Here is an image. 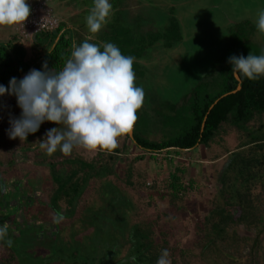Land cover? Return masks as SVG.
Returning <instances> with one entry per match:
<instances>
[{"label": "crops", "instance_id": "obj_1", "mask_svg": "<svg viewBox=\"0 0 264 264\" xmlns=\"http://www.w3.org/2000/svg\"><path fill=\"white\" fill-rule=\"evenodd\" d=\"M132 1L133 0L130 1L131 6L133 5ZM62 2L64 3V5H66V8L65 7L64 8L65 10H67V13L65 12L64 16L61 19L62 21L61 27L56 31L50 33H42L38 35V37L33 38L31 40V39H25L19 37L16 31V26L0 28V45H9L11 49V54L15 58L17 64V67L15 69V76H14L15 78L23 79V77L30 70L36 69L37 63L44 56H46L49 52L52 51V49L58 43V41L60 40L63 34H66V36L69 37L71 40L72 43L70 49L71 52L73 51L74 44L79 45L86 40L90 43H94L98 45H103L104 43H106L107 37H104V32H103L104 28H102L100 32L93 34L88 31L86 24H81L78 28L73 24L70 16L78 13L80 14L79 7H77V5L74 3V0H49L48 4L49 6H53V8L58 13V11H60L59 6L61 5L62 7L61 4ZM182 6H184L185 8L186 4H183ZM114 7L117 8L118 6L115 5ZM125 7H127L129 11L130 3L127 4ZM186 9L189 10L187 6ZM164 10L165 13L158 12V16H154V15L151 16L149 13L150 16L147 15L143 17L147 19L150 22V24H148V22L147 25H140V23H137L136 27H138L137 29L138 37H140V33L149 32L148 30L151 31L154 30L155 28L154 22L163 23V25L165 24L164 29L167 26L170 27L172 23V18L176 17L175 14L180 15L179 9H178V13H173V12L171 13L167 8H165ZM117 11H120V7ZM132 14L133 11H131V16ZM176 18L178 22L179 21L181 22V25L180 22L179 25H180V29L182 28L183 31L185 24L181 21L180 18L178 17ZM140 21L141 20L139 19L138 22ZM169 21H170V25H167L166 23L167 22L169 23ZM122 23H119L118 26L124 27L126 29L130 28L128 27L129 24L127 22H125L127 23V26L124 25V22ZM112 26H113L112 24L110 25L111 28H109L108 26L109 28L108 31L111 30V33L113 34ZM133 28L134 27L132 26L130 29ZM167 30L168 29L166 28V32ZM106 31L107 30H105V32ZM111 33L110 35H112ZM105 35L108 36V34ZM147 38L148 37H146V40ZM146 40L145 43H147ZM182 42H183V37L181 36V39L177 43H180V46L183 47V45H181ZM166 47L168 46H165L163 44L162 46H159L158 44L151 45L148 47V49L143 50L144 51L143 54L146 53L147 50H149V52L156 53L160 49ZM175 47H176L175 44L171 47H168L169 51L171 52L169 58L168 55L165 54V58L168 59L166 62L167 65L171 64L170 61H172L171 60L172 56H175V53L178 54V50ZM142 55L137 56L136 58L134 57L135 60L133 67L136 75L137 86H139L138 81L142 80L141 78L143 76L141 75V72L143 68L146 66L145 69L147 70V66H148L153 69L155 65V62L151 64L146 62L147 60L141 59ZM216 57L212 59V62L209 65L211 69L213 68V63ZM28 64L30 65L29 70L27 71L23 70L22 66ZM206 69L209 68L207 67ZM210 74L208 73L207 75L210 76ZM160 77L161 75H157L158 79ZM195 85L197 84H192L190 88H192V86L195 87ZM144 92L147 94V97L145 96L143 106L139 110L140 114L144 117V120L139 121L141 123L139 127H141V131L143 132L140 133L142 135L144 134L145 137L149 139L161 140L163 139L161 138L163 135L162 134L163 129L161 126L160 127L159 125L157 126V119H156L157 115L155 114L148 115L146 113V110L149 109V107L152 106V104H154L155 101L164 103L166 101V96L161 94L162 90L157 91V89H154V92H152L151 89L144 90ZM186 96L187 95L181 96L180 98H182L183 100L186 99L185 98ZM176 102H177L176 105H178L179 107L182 106L179 100ZM21 111L22 110L18 107L16 101L11 114L5 115L6 118L0 117V130H2L3 133H7V129L10 128L9 120L12 118H19L21 115ZM160 125H163L162 122L160 123ZM134 126L135 127L132 135L129 134L125 137L120 138L119 148H121V150L119 153L118 152L111 153L117 155L116 157L114 156L115 158L114 160H112L110 158L111 154L100 151L89 153L84 151L83 149H74L73 153L70 156H65L60 151H57L51 157L47 156L40 149L39 146L40 141L46 138V133L48 130L52 128H57L59 127V125L54 124L52 122H45L37 133L30 134L28 140L24 142H22L19 138H17L16 140H12L10 138H4V135H0V140L2 139L3 141V142L0 141V163L2 164L4 163L3 161H5L6 168H11L14 165L19 164L18 167L20 168L21 171L19 170L18 171L19 173L14 174L13 181L16 184L23 187L22 188L23 190L29 188V183H30V187L33 188L34 191L38 193L42 192L43 186L35 189L33 184L35 185L39 183L41 178L40 179L34 178L32 180L29 174L30 172L32 176L36 177V175H40L42 178L48 181L47 187L44 186V188L45 190L50 188L52 189V191L53 189H55L54 191L56 190L60 191L58 185L57 186L53 185L56 184L55 183L56 178L53 181L54 178L53 176L56 175V173L57 174L60 173L63 176L65 175L70 176V175H75L76 172H78V179L81 180L82 188H83L81 191L80 199L86 198V200L82 201L79 199V201L76 204V209H77L76 212L78 213L83 212L89 215L95 214L96 217L94 218V224L98 225L99 229L103 230L101 234L102 239L107 237L109 231H113V229L110 226H107V224L104 223L103 221V219L110 218L108 216H104L106 214L122 215L123 222L124 223L126 222L127 225H129L128 230H130V232L133 235L135 231L139 228L137 229L134 228L131 231L133 227L132 225L133 224L139 225L141 223L146 222L147 228L151 231L150 234L153 236L155 243L165 245V249H167L170 253L169 259L170 261H173V259L175 258L179 259V255L183 256L186 253L184 249L178 247V246H182L181 244L182 238L180 239V235L187 236L189 235L188 233L191 231L186 233V229H183L181 231H184L183 232L184 234L183 233H180L178 235L175 234V231L178 226L175 223L171 222L172 219L180 217V214H182L183 212L186 213L187 210L192 212V214L189 213L192 221L191 226L192 225L195 226L192 227V229H194L196 235L198 234L197 232L198 230L203 231L204 229H206L207 224L205 223L204 228L201 227L200 229L196 230L197 226L202 224L203 218L200 217L199 212H197L198 207L196 210H190L193 208V206L194 208H196L195 205L196 203L193 202L192 196L197 195V194H193V195L189 194L191 189H193L192 185L194 183L192 184V181L186 182L188 184L187 189L189 188V190L185 192L186 189H184V191L180 194L178 198H173V196H170L168 192L167 194L164 193V191L160 189V186H158V184L160 185L162 181L165 180V185L168 189V185H169L168 180L171 174L175 173V171H179V169L183 170L185 167H187L186 172L190 174V176H193L190 179H194L197 183L199 182L201 188H203L202 183H204L205 179L208 180V176L211 175L212 171L217 173V170H218V174L221 175V178L219 177L218 182L219 184L222 185V179L225 176L226 168L230 165L231 161H228L230 159L228 158L229 157L228 155H224L223 157L220 158H215L213 153H211L212 149H210L209 147L203 144L202 145L197 144L195 147L191 149H183L180 150L179 152H177L176 149H171V148L164 149L160 153L150 151L149 149L141 147L140 145L137 144L136 136H134V131L136 130L137 123H135ZM140 156L142 157L141 159L139 158ZM12 161H14V163H12ZM44 168H46V170L49 172L47 178L44 177V173L45 175L47 174L46 172L43 171ZM180 174L182 177L184 176V173L180 172L179 175ZM140 178L144 179L143 180L144 183H139V181H141ZM218 192H220V189ZM141 198L146 200L143 201L142 210H140L141 203L139 204ZM182 199H186L187 201L186 204L190 206V209H188V207L185 208L186 205L184 206V209L182 211L178 209V207H180L178 206V203L181 202L180 200ZM59 205L63 210L61 212H65V210L69 208L68 204L64 200L60 201ZM109 208L110 211L108 210L107 212H103L104 209L106 210ZM180 208H182V205ZM157 209L163 211L158 212ZM55 211L57 215V210L55 209ZM168 214H170V220L169 218H167ZM208 216L205 218V220L208 219ZM182 219L185 220V218ZM197 220H199L200 223ZM89 224L91 223L88 222L87 224H85L86 229L88 227L89 228L87 230H84L85 226H83L82 222L78 221L77 213L72 218L64 216V219L60 223H55V226L53 227L54 229L52 228V230H56V231L53 232L51 230L52 233H49L48 235H46L47 234L46 233L45 237H49L50 235L52 239L57 240V238H59L60 236L62 237L63 235L69 236L71 231L75 229L79 230L80 228L83 229L84 232L83 233L79 232V234L76 235L75 239L79 240L80 242L82 241L84 244L85 242L86 243L89 242L91 244L93 243V241L92 240L89 241L90 236L97 227L95 228L93 226L90 227ZM181 224H184L183 225L184 227L191 229V227H188L190 225L188 221L185 220V222L183 221V223L181 222ZM21 230H20V234L23 236V232L25 231L23 230V232H21ZM117 230L118 228L116 227L115 231L117 232ZM122 231L124 230L122 229ZM129 233L126 234V236L127 235L129 236ZM42 236L44 237L43 234ZM175 236L177 237L175 238ZM122 237L123 236L120 234V242L119 243L117 242L116 244H110L109 246L111 247L115 246V252L121 255L122 257L123 256L126 257L127 251L131 249V245L126 239L125 242H122ZM39 238L40 236L35 237L36 240ZM190 238H185V240H187V242L191 240L190 244L196 245V242L193 239L194 237L192 239ZM203 243L204 242L200 241L199 245H201L202 247ZM95 247L99 248L96 245ZM174 249L179 250V252L175 251ZM122 257L118 256L117 259ZM185 260L183 263H186ZM178 261H180V259ZM135 264H137V260L135 261Z\"/></svg>", "mask_w": 264, "mask_h": 264}, {"label": "rangeland", "instance_id": "obj_2", "mask_svg": "<svg viewBox=\"0 0 264 264\" xmlns=\"http://www.w3.org/2000/svg\"><path fill=\"white\" fill-rule=\"evenodd\" d=\"M124 2V0H110V3L112 4V11L111 15L108 19L107 25L104 27V37H107L106 43L110 42L115 44L123 55L129 56L130 54L133 55L135 53H138L140 51V43L138 42V27H136L137 23H140V25H147L150 24V22L143 18V17H131V10L126 8V11H117L120 7V10H122L121 6H119V3ZM131 0L125 2L128 3ZM140 1V0H137ZM137 1L135 2L136 5H138ZM144 1L142 6L144 8L143 11L150 12V15L158 16V11L161 13H165V8H167L171 13H179L175 14L176 17L180 18L181 21L185 24V27L180 30L183 37V42L180 46V43H176V47L178 50V54L175 53V56H172L171 64L167 65V58H165V54L170 55L169 46L164 42L163 45L168 46L166 48L160 49L158 52H149L147 50L146 53H144L141 57V59L147 60L148 63H154L155 65L153 69L151 67L147 66V70L145 69L146 66L143 68L141 75L143 76L141 81H138V85L140 87H144V90L151 89L152 92H154V89H157V91L162 90L161 94L166 96V101L163 104L162 102L155 101V114H157V126H161L162 131V137L163 139H171L176 138L180 133H183L182 131L185 130L189 125L192 123V117L189 115L186 111L188 109H185L184 107H181L180 113L177 112L176 108L179 107L176 105V101L179 100V102L182 104L189 103V98L193 92H195L194 86L190 88L192 84L202 85V87H199L198 92L203 91H209V87L206 85L208 83H211L212 80H218L219 74L218 70L215 69V76H211L212 69L209 67L210 63L212 62V59L215 58L217 55H219V52L221 49H225V45L227 44L229 40V36L233 31V27L236 24H246L247 30L252 31L251 36H253V39L256 40L258 43L261 44L262 47H264V35H261L258 32L257 29V20H258V13L260 10H264V0H142ZM163 2L165 5H158L156 2ZM134 2V1H132ZM74 3L79 7L80 14H74L71 15V21L73 24L78 28L81 24H86V17L89 15L91 8L93 7V0H74ZM124 3V4H125ZM62 7H60V11H58L59 17L62 19L65 12L67 13V10H65L66 5L62 2ZM183 4H186L182 6ZM117 5L118 7L115 8L114 6ZM86 6V8H85ZM181 6V7H180ZM65 7V8H64ZM167 16V15H166ZM130 17V18H129ZM141 20L138 22V20ZM211 20V21H210ZM124 22V25L128 27H134L133 33L132 29H126L122 28V30H116L115 33H111V30L108 31L111 24L117 25L119 22ZM121 22V23H122ZM180 22V21H179ZM168 23V22H167ZM166 23V24H167ZM113 25V28L114 26ZM123 25V23H122ZM153 25V22H152ZM167 25H170V21ZM181 25V22H180ZM87 26V25H86ZM109 26V28H108ZM118 27V25H117ZM136 29V30H135ZM105 30H107L105 32ZM89 31V30H88ZM143 31V30H141ZM110 33L112 35H110ZM121 33V34H120ZM105 34H108L106 36ZM159 35V34H157ZM146 36L149 38H152V36H156L155 33L152 31H149V34L147 32L140 33V37L144 40H146ZM136 40V44L132 45V40ZM160 46V45H159ZM9 52V51H8ZM125 53V54H124ZM260 55V54H257ZM176 58V59H175ZM209 69H206V68ZM154 72V73H152ZM210 74L207 75V74ZM157 75H161V77L158 79ZM216 77V79H215ZM202 80V81H201ZM203 82V83H202ZM188 83V84H187ZM199 83V84H198ZM187 84V85H186ZM195 85V86H197ZM190 88V89H189ZM166 90V92H165ZM197 93V92H196ZM183 99L180 98L181 96H185ZM145 96L147 97V94L145 93ZM189 99V100H188ZM193 99V98H192ZM175 103V104H174ZM184 103V104H183ZM176 105V108L172 109L174 105ZM186 104V105H187ZM175 107V106H174ZM150 108V107H149ZM185 111V112H184ZM4 118H6L4 116ZM8 118V116H7ZM5 120V119H3ZM162 122L163 125H160ZM156 126V125H154ZM186 127V128H185ZM185 128V129H184ZM0 135H4V138H9L7 133H3L2 130H0ZM2 141V139L0 140ZM3 142V141H2ZM212 153V152H211ZM230 158V157H228ZM78 161V160H76ZM0 163V224L1 220H4V222L9 225V227L12 229V232H9L10 235L14 238L13 239V246L20 247L22 256L21 260L24 261L27 264H42L44 262H39L38 260H42L45 257L48 256H54L55 249L53 248V244L56 242L55 239L45 237V234L48 235L49 233H52L51 230L55 226V223L53 222L54 217L56 216V211L52 206V200L51 196L53 192H55L53 189H46L44 186L47 187V182L44 178H42L40 175L32 176L31 172L30 177L33 180L34 178L40 179V182L37 184H33V186L36 188L43 186V190L41 193H38L34 191L33 188L30 187L26 190H23L20 185L16 184L13 180L14 174L19 173L18 171L20 168L18 165H14L11 168H6V163ZM14 163V161H12ZM11 163V164H12ZM21 164V162H20ZM26 165V163H25ZM8 166V164H7ZM40 169V168H39ZM21 171V170H20ZM44 172L47 174L44 177L47 178L48 171L46 168L43 169ZM52 171V170H51ZM187 167L184 168L185 177L183 179V185L185 192L189 190L187 189V181H192L193 189H191L189 194H197L193 197V202L196 204V208L190 209V206L186 204V199L180 200L181 202L178 203V209L182 211L185 208L188 207L190 210H196L199 212L200 217L203 218L202 224L197 226V229H200L201 227L204 228L205 223L207 224V220L205 218L211 214L212 210H217L218 208H215L218 206L217 204L222 203V198L219 195V189L220 185L218 182L219 177L221 178V175L213 172L210 176H208V180L205 179L204 183H202L203 188L199 185V182L197 183L194 179H190L193 176H190L187 172ZM28 173V172H27ZM26 173V174H27ZM59 174V173H58ZM54 175V179H60V174ZM222 174V173H221ZM141 181L139 183H144V179L140 178ZM195 182H194V181ZM221 181V180H220ZM54 186H57V184H53ZM158 186H160V189L164 191V193L167 194V192L170 194V188L166 187L165 180L162 181V183ZM50 187V186H49ZM259 187L256 192L262 193L263 195V210H264V191L262 190L263 186L258 185ZM56 188V187H55ZM83 189V188H82ZM203 189V190H202ZM184 191V190H183ZM182 191V192H183ZM59 193V191H56ZM3 195V196H2ZM32 198L34 200H32ZM142 199V198H141ZM139 201V204L141 203V209L142 210V204L143 201H146L142 199ZM188 199V198H187ZM82 201H85V199H80ZM172 201V200H171ZM221 201V202H220ZM11 202V206L10 205ZM8 206V207H7ZM140 206V205H139ZM57 210V209H56ZM110 211L109 209H104L103 212ZM158 212L163 211L160 209H157ZM186 210V209H185ZM228 211L231 213H234L235 218H238L240 216V209H238L236 206L228 207ZM8 212H11V216H6ZM13 212H19L17 215V220L13 221V217L16 215H13ZM192 212L186 211V213L180 214V217L172 219L171 222L175 223L178 227L175 231V234L183 233L184 231H181L183 229H186V233L189 235H180L181 244L182 246H178L181 249H184L186 251L185 255L181 256L179 255V264H211L207 260H205L203 255V245H199V242H205V232L198 230V234L196 235L194 232V229L192 227H195L194 225L191 226V218L190 214ZM78 214V221H82L80 217V212ZM186 214V215H183ZM198 214V217H199ZM188 215V216H187ZM110 217L109 219H103L104 223L107 224V226H110L113 231H109V234L104 239L100 238L98 240L99 248L101 247L102 250L107 249L106 253H109L113 258H117L118 256L122 257L118 253L115 252V246L111 247L110 244H116L117 242H120V234L122 237V242H125L126 239V233L129 228V225L127 223L123 222L122 215H104ZM187 216V217H184ZM6 217V218H5ZM95 214L91 218H95ZM167 218L170 220V214H168ZM182 218H185L186 221L190 223L188 227H191V229H188L184 227ZM31 220L32 223H38L40 228V234H43L39 239H35L34 235H31L32 228L30 227H23L21 223L25 220ZM6 220V221H5ZM199 222V220H197ZM200 223V222H199ZM169 224V223H168ZM118 228L117 232L115 231V228ZM20 229H23L25 232L23 233V236L20 234ZM54 229V228H53ZM122 229L124 231H122ZM195 230V231H196ZM228 230L230 234L234 231L237 232L239 241L233 240L228 238V241L219 242L217 249H213L212 252L209 251L206 252L209 254L211 260L214 262V264H264V238L262 240V244L260 247L255 248L254 246V238L258 236L259 238L264 237V226L261 227V231L256 229V227H247L242 222H236L233 223L231 226L228 227ZM55 232L56 230H52ZM201 231V233H200ZM79 234V230H73L71 231L70 235L65 236L63 241H73L76 236L75 234ZM263 233V234H262ZM74 234V235H73ZM184 234V233H183ZM72 237V238H70ZM177 236H175L176 238ZM191 237V238H190ZM194 237V238H193ZM231 237V236H230ZM60 238V237H59ZM57 238V239H59ZM185 238L194 239L196 242V245L190 244L191 240L187 242ZM178 239V238H177ZM42 241V242H41ZM198 243V244H197ZM64 245V243H63ZM193 252L191 253L190 252ZM129 251H127V254ZM110 256V257H111ZM127 256V255H126ZM88 257V255H87ZM124 257V256H123ZM132 257V256H130ZM58 259V258H57ZM186 259V260H185ZM184 260L186 263H183ZM12 264H16L15 262ZM52 264H61L58 260L56 262H53Z\"/></svg>", "mask_w": 264, "mask_h": 264}, {"label": "trees", "instance_id": "obj_3", "mask_svg": "<svg viewBox=\"0 0 264 264\" xmlns=\"http://www.w3.org/2000/svg\"><path fill=\"white\" fill-rule=\"evenodd\" d=\"M120 27L115 25L113 28L112 26L113 33L116 30L121 31L123 27ZM180 30L177 18L173 17L171 26L165 33V43L169 47L181 39ZM131 33H133V29ZM251 34L252 31L247 30L246 24L239 23L234 25L225 49H221L213 63L211 76L217 69L219 71V74H217L218 80H212L211 83L206 84L209 87V91L198 92L199 87H202L201 83L194 87L195 92L191 94L193 99L190 97V100L188 99L189 103L187 104L186 102L187 105L183 103L184 105L181 106L188 109L186 112L191 115L192 123L189 127H185L186 129L184 128L183 133H180L176 138L152 140L145 137L144 134H141L143 132L141 127H139L141 124L139 121L144 120V117L139 110L137 113V127L134 131V136H136L137 144L141 147L160 153L170 147H176V151L179 152L183 149H191L197 144H203L212 149L211 152L215 158H220L224 155L230 157L228 161H231V163L226 168L219 192L222 203L217 204V210H212L207 219V228L203 230L205 232V242L203 243L204 252L202 257L211 264H214V262L208 253L209 251L212 252L213 249H217L219 242H226L228 238L236 241L240 240L236 231L230 234L228 230V227L233 223L242 222L247 227H256L260 231L261 227L264 226L263 195L256 192L259 188L257 187L258 185H262V190L264 191V77L255 81L240 78L241 81H239L236 77H233L231 73L232 65L228 62L233 55L247 57L249 54H264V47L254 40ZM137 38L140 43V51L133 55L130 54V56L135 58L141 56L146 48L145 43L142 44L144 39L141 37ZM131 44H136V40H132ZM71 46L70 38L63 34L52 51L37 63L36 69L43 71V64L47 62L49 69L61 70L66 60L70 58ZM16 67L17 64L11 54L9 45H0V84L6 87L9 85V81L15 76ZM29 68V64L22 66V69L26 71ZM239 86H241L240 89H238ZM226 93L227 95H225ZM217 99H219L218 102L211 108ZM174 106L171 108H176V105ZM181 107L176 108L178 113H180ZM204 122L205 127L203 129ZM120 150L121 148L118 147L114 152L119 153ZM114 156L116 157L117 155L111 154L110 158L114 160ZM139 158L141 159L142 157L140 156ZM183 170L179 169V171H175L169 177L168 187L170 188V196H173V198H178L184 190L183 179L185 172ZM180 172L184 173L183 177L181 174L179 175ZM60 178L61 180L56 179L55 181L60 191L56 190L59 193L53 192L51 196L52 206L57 209V213L72 218L78 213L76 212V204L80 199L82 182L78 179V172L70 176L61 175ZM62 200L69 207L65 212H61L63 210L59 205ZM231 206H236L240 209L238 218H235L234 213L228 211V207L230 208ZM9 214L7 213V215ZM92 216L83 212L80 213L83 226L90 222V227H97L89 239L93 243L85 242L84 244L77 239L64 242L65 236L63 235L53 244L55 255L45 257L42 260L39 259L38 261L44 262L42 264H52L57 260L61 264H133L132 258L135 257L137 264H156L162 250L165 249V245L155 243L153 236L150 234L151 231L147 228V223L144 222L139 225H132L131 231L134 228H139L135 229L134 235L130 230H127L126 234L130 233L129 236L127 235L126 240L131 245L127 256L118 259L113 258L109 253H106L107 249L102 250L101 247H95V245L99 247L98 240L101 238L103 230L94 224ZM1 223H4V220H1ZM30 228H32V234L29 236L32 237L34 235V237L40 236L41 238L40 228L34 223H32ZM84 228V230H87L89 227L86 229L85 226ZM84 230L79 228L81 233ZM9 231L7 236L0 240V264H12L14 262L16 264H27L21 260L22 256L20 254H22V250L20 247L7 246L6 239H14ZM48 238H51V236L49 235ZM174 250L179 252V250ZM178 260L176 258L173 259L171 264H179Z\"/></svg>", "mask_w": 264, "mask_h": 264}, {"label": "clouds", "instance_id": "obj_4", "mask_svg": "<svg viewBox=\"0 0 264 264\" xmlns=\"http://www.w3.org/2000/svg\"><path fill=\"white\" fill-rule=\"evenodd\" d=\"M30 1L0 0V28L24 25L31 14ZM112 7L110 0H93L86 17L90 33L107 25ZM257 29L264 35V10L258 13ZM134 60L113 43L98 45L86 40L73 45L61 70L49 69L45 62L43 71L32 69L23 79L11 78L7 87L0 84V97H15L22 110L19 118L9 120L8 137L27 141L45 122H52L59 127L48 130L39 144L47 156L57 151L70 156L74 149L111 154L120 138L133 131L145 99L144 89L136 85ZM228 62L233 77L252 81L264 77V54L233 55ZM63 219L57 213L54 222ZM7 233V224H0V240ZM5 242L13 246L11 238ZM169 255L167 249L162 250L156 264H171ZM132 259L135 264L136 258Z\"/></svg>", "mask_w": 264, "mask_h": 264}, {"label": "built area", "instance_id": "obj_5", "mask_svg": "<svg viewBox=\"0 0 264 264\" xmlns=\"http://www.w3.org/2000/svg\"><path fill=\"white\" fill-rule=\"evenodd\" d=\"M48 1H30L31 14L28 20L24 25L16 26L19 37L32 40L42 33H50L61 27V18L49 6ZM16 101L13 96L0 97V117L11 114Z\"/></svg>", "mask_w": 264, "mask_h": 264}, {"label": "flooded vegetation", "instance_id": "obj_6", "mask_svg": "<svg viewBox=\"0 0 264 264\" xmlns=\"http://www.w3.org/2000/svg\"><path fill=\"white\" fill-rule=\"evenodd\" d=\"M127 1H129V0H124V2H122L121 1V3H119V6H121V8H122V10H120V12L121 11H126L125 9L127 8V7H125L127 4H129L130 3V10L131 11H133V14H132V18L133 17H145V16H147V15H149V13L150 12H146V11H143L142 9L144 8V6H142L141 4H143L144 3V1H142V0H140V1H137V0H133L134 2H132V6H131V2H129V3H125V2H127ZM137 1V3H138V5H136V2ZM125 3V4H124ZM156 3H158V5H165L163 2H156ZM134 8V9H133ZM55 10V9H54ZM55 12H56V10H55ZM159 12V11H158ZM57 15H58V13H57ZM135 15V16H134ZM150 16V15H149ZM119 23H121V22H119ZM119 23H117V25L119 24ZM128 23V22H127ZM168 24V23H167ZM113 25V24H112ZM154 26H155V28H154V30H152V32L153 33H155L156 34V36H158V37H156V36H152V38H149L148 36H146V37H148L147 38V43H145V40H144V42L142 43V44H144L145 43V45H146V48L145 49H148V47L149 46H151V45H155V44H158V45H160V46H162V44L164 43V42H166V38H165V32H166V28L168 29V27L169 26H167L165 29H164V26H165V24L163 25V23H156V22H154ZM148 31H151V30H148ZM148 34H149V32H147ZM157 34H159V35H157ZM144 49V50H145ZM155 112H156V110H155V108H154V104H152V106H150V108L149 109H147L146 110V113L149 115V114H155ZM155 115H157V114H155ZM154 115V116H155ZM3 196V195H2ZM1 197V196H0ZM1 200V199H0ZM32 200H34L33 198H32ZM9 206H11V202H10V205ZM8 207V206H7ZM10 212H8V214H9ZM17 212H13V215L14 214H16ZM19 213V212H18ZM17 213V214H18ZM15 215L14 217H13V221L15 220H17V216L19 217V215ZM8 216V215H7ZM11 216V213L9 214V217ZM6 221V220H5ZM5 223V222H4ZM3 223V224H4ZM22 224V226L23 227H31V225H32V221L29 219V220H25V221H23V223H21ZM38 228H39V226L40 225H38V223H34ZM8 226V230H10L9 232H11V233H13L12 232V229L9 227V225H7ZM40 230V229H39ZM262 232L264 233V231L262 230ZM262 233V234H263ZM263 238L264 237H262L261 236V238H259L258 236H256L255 238H254V246H255V248H257L258 249V247H260L261 246V244H262V240H263Z\"/></svg>", "mask_w": 264, "mask_h": 264}, {"label": "water", "instance_id": "obj_7", "mask_svg": "<svg viewBox=\"0 0 264 264\" xmlns=\"http://www.w3.org/2000/svg\"><path fill=\"white\" fill-rule=\"evenodd\" d=\"M52 8H53V6H51ZM55 12V11H54ZM56 14H57V12H55ZM239 81H241V79L240 78H237ZM241 88V86H239L238 87V89H240ZM235 91H237V90H235ZM235 91H233V92H235ZM225 95H227V93L225 94ZM224 95V96H225ZM218 100L219 99H217L213 104H212V106H211V108H213V106L218 102ZM211 108H210V110H211ZM205 120H206V118H205ZM135 127V126H134ZM134 127H133V130H134ZM204 127H205V122L203 123V129H204ZM133 134V131L130 133V135H132ZM171 149H176V147H170ZM169 148V149H170Z\"/></svg>", "mask_w": 264, "mask_h": 264}]
</instances>
